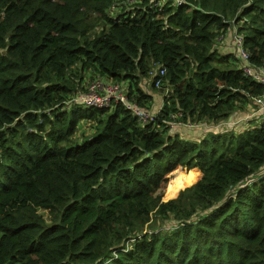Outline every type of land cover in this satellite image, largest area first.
I'll list each match as a JSON object with an SVG mask.
<instances>
[{"label": "trees", "instance_id": "obj_1", "mask_svg": "<svg viewBox=\"0 0 264 264\" xmlns=\"http://www.w3.org/2000/svg\"><path fill=\"white\" fill-rule=\"evenodd\" d=\"M234 25L264 67V0H0V264H264V120L169 125L264 93L218 46ZM87 71L143 106L167 87L155 121L72 102Z\"/></svg>", "mask_w": 264, "mask_h": 264}, {"label": "built area", "instance_id": "obj_2", "mask_svg": "<svg viewBox=\"0 0 264 264\" xmlns=\"http://www.w3.org/2000/svg\"><path fill=\"white\" fill-rule=\"evenodd\" d=\"M227 37H229L232 42V51L239 58V64L243 73L264 85V67L260 65H255L251 62V54L249 50L245 47L244 34L240 33L237 27L234 25V28H230L228 33L219 36V40L224 41ZM165 72L166 69L164 67H160L159 73L157 71L152 73V77L158 76L155 79V87L159 88L162 86V84L164 83L162 75H164ZM122 85L124 84L115 83L112 80H110V82H105L99 78H95L85 83V90L74 94L71 100L72 102H77L100 109L111 108L114 103H123V105L127 109L132 111L138 117V119L141 120L142 123L154 121L156 119L157 113L152 112V110L148 107L143 106L137 101L131 99L128 94L129 91L122 89ZM253 105L254 110L252 111V116H263L264 93L260 97L255 98V100L253 101ZM178 115H181L179 111L176 112L175 116ZM169 123L171 124V126L175 124L174 122ZM183 124L192 128L196 126V124L192 122H185ZM231 124L232 121H226L223 123V125L225 126H231Z\"/></svg>", "mask_w": 264, "mask_h": 264}, {"label": "crops", "instance_id": "obj_3", "mask_svg": "<svg viewBox=\"0 0 264 264\" xmlns=\"http://www.w3.org/2000/svg\"><path fill=\"white\" fill-rule=\"evenodd\" d=\"M219 48L225 52L227 51H232L233 46H232V42L229 39V37H227L224 41L221 42V44H218ZM149 79V78H148ZM147 81V79H145ZM87 80L84 81V83H86ZM158 89V88H156ZM160 92V89H158ZM161 93V94H160ZM159 94H156L153 96V102H151V106H147L148 108H150L152 110V112H156L157 110H159L161 108V106L164 104V97H165V93L162 90V92H160ZM158 101V102H157ZM161 102L160 104H157ZM157 105H156V104ZM148 105V104H147ZM250 105L251 103H247L246 107L243 110H238L236 111L229 119L228 121H232L234 123V129H236L237 131H242L244 129H247L249 127H253L255 125H257L258 123H260L262 120H264V117L261 115H254V116H258V117H254L252 118L253 115V109H250ZM252 119H254L252 121ZM179 125L177 126V124L175 123L172 128L171 131L173 133H182L180 130V127H184L186 132H190V133H194L195 131L200 132L198 138L199 140L204 138V136H206V134H204V136L202 135L203 132L207 133L208 129H211V127L209 125H207V123H200L198 125H196L195 127H191L189 128L190 131H188L183 125H180L182 123H178ZM201 125H207L206 130L204 131H199V127ZM202 135V136H201Z\"/></svg>", "mask_w": 264, "mask_h": 264}, {"label": "rangeland", "instance_id": "obj_4", "mask_svg": "<svg viewBox=\"0 0 264 264\" xmlns=\"http://www.w3.org/2000/svg\"><path fill=\"white\" fill-rule=\"evenodd\" d=\"M217 43H220V41H218ZM85 75H86V77L84 78V81L85 80H87L86 81V83L88 82V81H91V80H93V79H95V78H99V79H101L102 81H105V82H110V80L106 77V76H101V75H99L98 73H92L91 71H87L86 73H85ZM112 80V79H111ZM83 81V82H84ZM145 81V80H144ZM142 89L146 92V93H148L149 95H151L152 97L154 96V95H156V94H159L160 92H162V90L163 89H160V92H159V90L158 89H156L155 87H152L151 86V84H149V83H145L144 85H142ZM161 94V93H160ZM158 102V101H157ZM161 102H159V103H157V104H160ZM251 103V105H250V109L252 110H254V105H253V102H250ZM156 104V103H155ZM156 104V105H157ZM252 118H254V117H252ZM254 119H252V121H253ZM81 123H80V130L77 132V135H82L83 133L85 134V135H89V134H91L92 132H93V128H92V123H91V121H89V120H82V121H80ZM203 123H206V122H203ZM179 124H177V126H178ZM180 125H183V126H185V127H187L186 129L188 130V131H190V129L189 128H191V127H189V126H187V125H185V124H180ZM207 125H209L210 127H211V129H208V131L209 130H223V129H225V127L223 126V124H222V122L221 123H207ZM207 125H201L200 127H199V131H204V130H206V128H207ZM230 129H231V127H230ZM180 130H181V132L182 133H179L182 137H184V138H186V139H189V140H195V141H199V138H198V136L200 135L199 133L200 132H198V131H195L194 133H190V132H186V130H185V128L184 127H180ZM207 131V133H205V132H203L202 133V135L204 136V134H208V133H213L212 131H209L208 132ZM201 135V136H202ZM171 180H172V178H170V180L168 181V183H166V187H165V189H164V191H165V193H166V190L168 189V186H169V184H170V182H171ZM161 191V190H160ZM164 198V197H163ZM164 200V199H163ZM153 216H155V212L153 213ZM167 221V222H166ZM165 223H169V220H165V219H163V218H159L156 222H155V225H157V224H160V226L161 227H164V225H165ZM146 228H149V226H148V224H146Z\"/></svg>", "mask_w": 264, "mask_h": 264}, {"label": "clouds", "instance_id": "obj_5", "mask_svg": "<svg viewBox=\"0 0 264 264\" xmlns=\"http://www.w3.org/2000/svg\"><path fill=\"white\" fill-rule=\"evenodd\" d=\"M109 80H111V79H109ZM163 89V91H164V93H165V95H166V93L168 92V88L167 87H165V88H162ZM164 105V104H163ZM163 105L161 106V108L163 107ZM147 107V106H146ZM161 108L159 109V110H157L156 111V117H157V115H158V113L160 112V110H161ZM150 109V108H149ZM231 117V116H230ZM229 117V118H230ZM252 117H254V116H252ZM155 121V120H154ZM226 121H228V120H226ZM226 121H223L222 122V124L224 123V122H226ZM178 123H185V122H183V121H178V122H176V124H178ZM170 126H171V124H169ZM234 125V123L232 122V124H231V126H229V127H232ZM223 126H225V125H223ZM172 127V126H171Z\"/></svg>", "mask_w": 264, "mask_h": 264}, {"label": "water", "instance_id": "obj_6", "mask_svg": "<svg viewBox=\"0 0 264 264\" xmlns=\"http://www.w3.org/2000/svg\"><path fill=\"white\" fill-rule=\"evenodd\" d=\"M170 199V198H169ZM168 200V199H167Z\"/></svg>", "mask_w": 264, "mask_h": 264}]
</instances>
